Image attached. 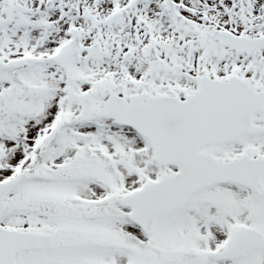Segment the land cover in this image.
<instances>
[{
  "label": "snow or ice",
  "instance_id": "1",
  "mask_svg": "<svg viewBox=\"0 0 264 264\" xmlns=\"http://www.w3.org/2000/svg\"><path fill=\"white\" fill-rule=\"evenodd\" d=\"M0 264H264V0H0Z\"/></svg>",
  "mask_w": 264,
  "mask_h": 264
}]
</instances>
